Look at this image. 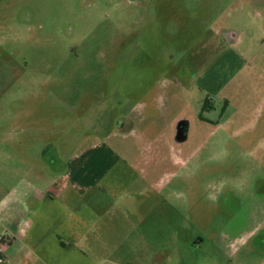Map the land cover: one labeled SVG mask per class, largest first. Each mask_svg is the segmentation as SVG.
Returning <instances> with one entry per match:
<instances>
[{"label":"rangeland","instance_id":"obj_1","mask_svg":"<svg viewBox=\"0 0 264 264\" xmlns=\"http://www.w3.org/2000/svg\"><path fill=\"white\" fill-rule=\"evenodd\" d=\"M241 1L0 2V118L22 104L30 133L52 139L44 159L54 168L87 134L104 139L120 121L144 126L141 137L137 131L108 143L149 171V180L170 185L164 192L176 216L157 223L159 246L135 253L96 245L94 264L137 256L142 264H264V112L248 122L238 110L263 84L251 76L242 87L231 81L209 104V94L190 84L225 50L215 32L243 28L248 38ZM15 87L23 92L14 97ZM144 101L150 106L142 112ZM141 115L147 120L137 123ZM167 119L176 132L186 126V138H157Z\"/></svg>","mask_w":264,"mask_h":264},{"label":"crops","instance_id":"obj_2","mask_svg":"<svg viewBox=\"0 0 264 264\" xmlns=\"http://www.w3.org/2000/svg\"><path fill=\"white\" fill-rule=\"evenodd\" d=\"M241 2L236 4L238 12L247 13V24L252 26L248 38L243 28L220 27L216 40L225 50L213 64L190 77V84L209 94L205 99L209 104L211 95L218 96L231 81L242 87L243 77L258 78L263 91L248 101L250 107L238 110L250 118L248 122H259L264 112V0ZM246 39L251 43L244 44ZM13 89L14 97L23 92ZM141 92L151 93L150 89ZM224 96L223 104L229 106L232 98ZM149 106L142 102V112ZM10 111V116L0 118V127L11 132L0 133V264H94L90 253L96 245L111 251L129 248L135 253L159 246L157 223L176 216L172 213L175 204L164 192L170 185L149 180V171L137 169L133 159L108 143V139H124L137 131L141 137L144 126L120 121L104 139L87 134L63 166L54 168L44 159L52 139L30 133L29 112L22 104L14 102ZM162 115L166 118L165 110ZM234 117L228 116L225 123H232ZM146 120L141 115L137 123ZM165 124L167 128L156 133L157 138H186V126L176 132L168 119ZM188 217L187 211L179 213L180 221ZM128 264L142 262L137 256Z\"/></svg>","mask_w":264,"mask_h":264}]
</instances>
